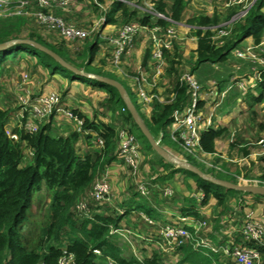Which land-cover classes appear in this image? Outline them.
I'll use <instances>...</instances> for the list:
<instances>
[{"label":"trees","instance_id":"16d2710c","mask_svg":"<svg viewBox=\"0 0 264 264\" xmlns=\"http://www.w3.org/2000/svg\"><path fill=\"white\" fill-rule=\"evenodd\" d=\"M98 1V3L102 2V0ZM145 1L148 0H111L110 8L104 13L106 18L103 24L121 27L123 24L134 21L143 26L158 25L162 29L161 33H164L170 24L168 20L158 18L149 12L139 16L138 7L143 6ZM149 1L153 4V9L156 12L164 14L176 23H181L188 5L187 0ZM89 2L90 0H74L72 11L76 13L75 18L82 8L88 7ZM92 5L95 4L92 3ZM237 13L238 7L233 6L223 11L215 9L211 15L192 13L186 19V24L190 26L193 35L197 38L196 58L192 61L190 72L183 69L182 47L185 44L181 40L174 41L170 48H163L165 61L163 72L167 79L161 85L165 87L163 89L168 88L166 95H164L166 100L161 102L157 98H153L147 121L140 115L139 105H135L144 124L154 139L159 140L161 146L164 147V143L169 140L172 113L175 110H184L191 101V90L182 78L185 71L197 75L202 82V91L213 87L215 93L212 97V103L220 102L221 92L230 85L232 87L228 89L231 90L227 91L228 94L224 96L221 104L216 108L218 115L213 117L212 126L203 128L199 132V148L202 152L214 154L216 152V140L230 134V128L227 125L220 126L218 124L221 116L230 114L242 100L250 108L256 104L264 103V65L237 58L235 54V50L241 49L246 39L251 38L257 45L264 38V0H254L244 17L228 23ZM83 25L81 22L79 26L84 27ZM37 26L31 19L18 16L0 18V43L14 39H29L46 46L84 72L116 80L113 75H104L102 72L108 71L101 68L94 67L96 70H89L99 45L100 36L98 34L95 35L94 40L85 39L80 44L81 49L75 50L70 48V44L65 39L58 37L59 35L57 37L52 35L51 38L48 33L38 32ZM27 27L30 28L31 32L22 36V32ZM220 30H225L228 33L220 36L218 33ZM143 35L146 44L141 65L149 71L153 69L150 64L153 42L145 32ZM65 50L69 52L67 58H64L63 55ZM83 53L88 55L80 62L75 61L71 55L75 54L78 57ZM111 55H113L112 52ZM260 55L264 57V52ZM28 58H30L29 62L32 60L34 67H40L50 77H54L58 73V68L66 70L48 54L28 43L18 42L0 50V76L12 64H21L26 62ZM233 61L235 62L233 63ZM231 66H237V73L223 72V69ZM133 75H136L135 72ZM231 76L234 77L235 81L231 80ZM74 79L75 76L69 83L74 82ZM205 81H207L206 86L203 85ZM238 82H242L246 89H240ZM102 85L105 84L98 82L93 87L101 89L100 86ZM106 86L109 87V90L106 91L108 96L105 98V105L102 106L109 112L119 113L122 127L120 129L125 130L127 134L136 139L143 137L149 149L153 150L133 121L117 89L110 85ZM253 87L255 93L252 90ZM206 102L203 99L199 101V111L204 110L206 112ZM72 111L82 119L83 130L89 131L85 134L87 138L102 140V147L96 150L94 154L86 153L83 156L78 154L76 142L83 135L75 129L69 130L66 135L54 133L53 117L39 126L38 131L32 134L13 128L12 131L17 133L18 139H11L5 131L11 110L0 107V264H57L63 250L74 255L75 264H108L106 257L112 259L113 264H169L166 260L168 255L155 249L148 254L145 253L142 258L134 255L128 249L125 251L121 244L114 241L115 237L111 233L112 229L119 227L125 217L133 210L140 211L143 209L146 215L153 217L151 208H144L143 204H136L132 207L127 200L122 202L120 208H111L113 211L110 212L111 214L108 212L110 203L106 202L90 204L89 215H76L72 210L75 203L91 189L97 176H100L106 167L117 159L116 153L120 142L119 131L115 129L113 124L98 119L96 115L90 117L83 114L78 109L72 108ZM136 129L140 135L136 134ZM260 129H264V124H260ZM27 149L32 151V156L29 157L25 154ZM244 153L247 155L249 152L245 150ZM144 156V160L148 163L150 159L145 153ZM186 160L198 167L192 158L188 157ZM260 160L263 165L259 175L255 178V183L264 186V154ZM149 165L152 169L157 166L165 171L162 176H160L161 174L157 176L162 182L171 181L178 171L177 168L171 169L173 165L163 160H151ZM200 170L210 173L203 168ZM224 171L225 173L229 172ZM190 173L197 179L192 184L196 185L194 193H203V198L200 201L201 208L210 207L212 206L210 200L215 201L213 206L218 208V214L215 215L217 224L213 229L216 232L223 227L221 218L230 210L229 200L231 197L236 198L237 203L240 204L241 199L244 200V195L250 193L227 188L225 191L214 189L211 187V182L192 172ZM210 174L216 178L237 183L235 176L230 173L232 179L223 178L213 171ZM42 184L50 195L47 211L49 220L40 226L36 238L28 240L23 233L25 223L28 220L27 212L33 204L34 193L42 189ZM230 193L232 194L229 195ZM133 194L134 196L138 195L137 192ZM248 196L257 199L264 198L253 194ZM246 203L248 204V202ZM117 210L122 211L120 213ZM245 210L247 211V208ZM181 213L196 218H206L194 206L182 208ZM231 220L232 218L228 219L229 223ZM213 238L215 239V236L210 235L211 241ZM241 241L243 240L241 239ZM241 241L237 238L235 243L241 244ZM256 248L262 254L264 264V245ZM94 250H99L100 254H95ZM173 256L175 258L173 264H233L224 254L207 256L202 251L194 249L191 244L180 246Z\"/></svg>","mask_w":264,"mask_h":264},{"label":"rangeland","instance_id":"374dc122","mask_svg":"<svg viewBox=\"0 0 264 264\" xmlns=\"http://www.w3.org/2000/svg\"><path fill=\"white\" fill-rule=\"evenodd\" d=\"M96 2L95 5H92L91 2L88 3V7H85L84 9L82 8L81 11L77 13V16L75 18L76 13L72 11L73 9L71 8L69 11L61 10V9H52L51 14L55 15L56 17H61L65 23L72 24L75 26H79L81 22L84 24L83 26L86 27L88 30L91 31L90 34V40L95 39V35L98 34L99 36L102 35V37L99 39V45L97 46L96 53L93 56V61H92V66L89 67V70H96L95 68H101L104 71L108 72H102L104 75H113L118 82L122 84V86L125 88L126 92L128 93L131 101L135 105L140 106V115L144 118V120L147 121L149 118L150 112H151V103L153 98H156L158 90L162 91V97L158 99L162 102L165 101L166 99L164 98V95H166V90L168 89H163L161 83L165 81L167 78L164 75V72L161 71L160 73H156L154 69H151L147 71L146 68H144L142 65L141 70H140V76H144L147 80V82L154 84L152 92H148L146 90V82L143 83L141 80L140 82H137L135 80V76L133 75L134 72H137L139 69H136V64L135 62H139V64H142V59L139 61L138 58L136 57V53L134 50L137 49L136 42L138 41V44H142L141 38L142 34H138L135 38V43L133 48L130 51V54L126 55L123 58V62L119 65H116L114 62H112L113 56L111 55V47L108 46V42L106 43V40L104 37L106 36L107 38L110 36L115 35L117 29L119 28V25H104V21L99 23L100 18L102 16L101 13H105L109 8L111 4V0H102L100 5L97 4L98 0H95ZM190 1V2H189ZM187 9L185 13L183 14V19L181 21L182 24L185 26H181L180 24L176 25V29L178 32H180V36L182 37L181 42L185 44V46L182 47V56H183V69L188 71L190 67L192 66V58L190 57L192 55V50H190L189 46L195 41L193 32L190 29V26L186 24V19L189 18V16L192 13H204V14H210V12L215 11V9H218L220 11L226 10L231 7L224 8L222 7L224 5L225 0H189ZM99 2V1H98ZM147 3H144L143 6L138 7V14L139 16H143L144 13L149 12L152 14V12H156L153 9V4L148 0L145 1ZM151 6V7H150ZM240 8L238 7V12ZM24 11H30V9H25ZM39 9L36 8V12H38ZM8 13V12H4ZM8 14H13V13H8ZM153 15V14H152ZM104 16V20L106 18V15ZM5 17H17V16H0V18H5ZM24 19H28L27 15L24 14L22 16ZM69 18V19H68ZM237 19L236 16L231 18V20L228 22L230 23L232 20ZM29 20V19H28ZM134 22V21H133ZM33 24V23H32ZM180 25V26H179ZM35 27V26H34ZM38 27V32H43V33H48L49 36L52 35L57 37V32L54 30H46L42 26H37ZM94 30L92 31V29ZM30 28L27 27L23 32L22 36H26L28 32H31L29 30ZM96 29V31H95ZM62 38L61 36H58ZM251 38H248L244 41L243 44H251ZM247 44V45H249ZM140 46V45H138ZM79 48V46L77 45ZM136 48V49H135ZM153 48V47H152ZM81 49V48H80ZM68 50H65L63 53L64 58L68 57ZM74 58L75 61L80 62L81 59H84L87 57L88 54L83 53L81 56H76L75 54H71ZM111 55V56H110ZM30 58L26 61L27 63L22 66V64H12L10 68L7 69V71L0 76V106L2 108H16L18 107L17 103V95L19 91L18 87V82L24 76V70L28 73L27 76V82L26 85L30 89L31 96H36L41 93L43 86L44 85H51L53 89L51 90H56L57 92L60 93L61 95V101L62 104L70 105V107L77 109L75 106L79 105V102H74L76 99H86L88 100V111L89 113L93 116L95 113L96 115H101L109 118L111 117L112 121H120V114L119 113H112L110 112L109 116L106 114V109L104 108L103 111L99 112L98 111V106L99 105H105V98L101 99H94L90 96L86 97L84 94H82L81 88L85 87H93V85H97L99 81L93 78H86V77H77V75H73L70 71H66L64 69L58 68V73H56L54 76L55 78H60L63 80H66L67 82L71 81L73 76H75L74 81L79 85L78 89L77 87H74V94L71 95V93H68V87L62 85L59 81L52 77H47V74L41 69L40 67H34V63L32 60L29 62ZM111 60V61H110ZM125 60V61H124ZM235 61H233L234 63ZM75 63V62H73ZM21 66V67H20ZM185 71V73H187ZM190 72V70L188 71ZM223 72H230V73H237V66L236 67H228L227 69H223ZM195 78L198 80L200 86L202 85V82L198 79L196 74H193ZM47 77V78H46ZM106 77V76H104ZM52 78V80H51ZM110 78V77H108ZM150 78V79H149ZM231 80L235 81L234 77L231 76ZM105 85L100 86L102 90H109V87ZM162 87H161V86ZM203 85H207V81L204 82ZM138 86L143 87L144 91L146 92L147 97L153 96L151 101H146L142 98H140L137 94L138 92ZM231 86V85H230ZM228 88H232V87ZM48 90V91H51ZM79 90V91H78ZM154 90H156L154 92ZM165 90V92H164ZM231 90V89H230ZM230 90H227L228 92ZM253 92L254 87L252 88ZM46 91V92H48ZM228 92L226 94H228ZM168 94V92H167ZM204 98L207 100H210V104L208 102L206 103V106L208 108V113H211L212 116H217L218 113H216V108L214 107V103H212V97H209L207 94V90L203 91ZM74 97V98H73ZM86 97V98H85ZM165 99V100H164ZM75 100V101H76ZM222 101L219 102L221 104ZM91 116V117H92ZM222 118V119H221ZM221 124H225L230 128V134L224 136L221 139L216 140L215 147L217 154H211L208 155V153L199 151V150H194V154L187 153L179 143L173 141L170 138V132H169V140H167L164 143V146L168 148V151L172 153L173 155L186 160L188 157L193 159L198 165V167L203 168L204 170H208L210 173L215 172V174L227 178V179H232V175L235 176L237 183L239 184H256L255 178L259 175L261 167L263 165L262 161L260 160L261 156L264 154V145L261 143V139L264 138V129H260V124H264V103L262 104H256L252 108H250L247 103H245L244 100H242L239 104L235 106V108L231 111L230 114L227 116H221L220 117ZM110 123V121H108ZM55 124L56 121H53ZM111 124V123H110ZM217 125V126H219ZM114 126V125H113ZM171 126V124H170ZM169 126V128H170ZM214 126V125H213ZM121 127V126H120ZM128 128V126H126ZM10 129L13 127L10 126ZM73 128V127H72ZM122 128V127H121ZM204 126L202 127V129ZM119 131V129L117 130ZM136 134L140 135L139 131L136 129ZM83 137H86L85 134H83ZM141 137V136H140ZM91 140V138H90ZM139 142L140 146V155L146 154L147 157L150 158L151 160H160V161H165L162 159L155 151L149 149L148 144L146 140L141 137L140 139H137ZM97 143V147L100 148L102 147L100 143ZM79 153L80 152V146L77 145ZM94 151L96 149H93ZM247 150L249 153L246 155L244 151ZM197 152V153H196ZM26 159H28L26 157ZM162 159V160H161ZM122 161V160H121ZM149 162L147 163L144 158L141 157L139 168L141 169L140 173L143 174L144 177H147L146 179L148 180H154L155 182H158L160 185H168L166 182H162V180L157 178L159 174L162 176V174H165V171L160 170L158 171V167L154 166L155 169L149 168ZM166 162V161H165ZM122 164L124 165L123 161ZM145 164L149 165L147 168L145 167ZM173 166L171 169L177 168L179 175L183 176L186 179L192 180V184L194 180H197L194 175H192L190 172L186 171L185 169L179 168L172 164ZM175 166V167H174ZM225 166V168H224ZM229 171L228 173H225V171ZM224 171V172H223ZM124 173L121 174L122 181H123V190L124 194L128 195L131 198H135L137 196V199L139 202H133L134 205L136 204H143L144 200L150 201L151 204H157V207H162V206H171L172 203H174V199H180L179 197L182 196L179 192H174V194L169 197V198H163L161 194L159 193L160 191L158 189L152 190L150 193V197L148 199L141 197L140 195L134 196L133 193L137 192V186L135 185V180L132 179V176H128L126 166L124 165ZM139 173V172H138ZM207 173V174H210ZM232 175H230V174ZM211 175V174H210ZM158 179V180H157ZM191 186V187H190ZM187 185L186 188L188 191L184 193V199L185 205L188 206H194L196 205L195 200L192 197V190L196 191V185ZM192 186H194L192 188ZM212 188L214 189H219L225 191V187L213 184L211 185ZM192 189V190H191ZM233 192V191H232ZM230 193L229 195H231ZM181 195V196H180ZM250 194L244 195V200L241 199V203H237L234 207H232L224 217V220L231 225V227L234 228V231H232V235L235 236L238 234V229L240 226L243 224L245 217V209L250 208L252 211L256 212V216L261 217L264 216L263 212V206H259V199L255 197L248 196ZM191 196V197H190ZM114 195L112 194L111 200H110V210L108 212H113L111 208H120V207H115L118 205H121L123 200L120 201L119 203H114ZM230 197V196H229ZM240 197V196H239ZM238 197V198H239ZM123 198V197H122ZM133 198V199H134ZM237 198V199H238ZM124 199V198H123ZM190 199V201H189ZM264 199V198H260ZM49 201H50V195L48 192H46L44 188V184H42V189L38 192H35L33 195V204L30 209H28V220L25 223L24 226V235L28 240L36 238L38 235V231L40 226L46 221L49 220V217L47 216V211H48V206H49ZM248 202V204L246 203ZM145 208H149L148 205H143ZM212 207V211L209 213V215H205L208 221L207 229H206V234L208 235L210 232H212L214 226L217 224L215 221V215L218 214V208L215 206H210ZM260 208V209H259ZM73 210V207H72ZM178 210H181L179 207ZM118 211V210H117ZM122 210H120L121 212ZM119 212V211H118ZM139 212V213H138ZM138 213V214H137ZM111 214V213H110ZM144 214V213H143ZM79 215V214H76ZM129 217L134 218V221L132 218L129 220L128 223H124L120 225V227H125L128 228L127 226H131V229L129 230L132 232L129 235H117L115 237V242L117 244H121V246L124 247L125 251L127 249L131 251L134 255L141 257L145 253H149L152 249L156 248L153 245H149V243L143 241L141 237H145L146 235H154L157 233V224L154 225H148L147 221L141 217L140 211H133L129 214ZM232 218L230 223L227 221L228 219ZM136 232L139 236H136L134 233ZM223 234V233H222ZM227 235V234H226ZM232 237V236H231ZM228 238V235H227ZM145 248H148L147 250ZM145 249V250H144ZM166 260L169 264H173L175 262V258L172 254L166 256Z\"/></svg>","mask_w":264,"mask_h":264},{"label":"built area","instance_id":"2783aa9c","mask_svg":"<svg viewBox=\"0 0 264 264\" xmlns=\"http://www.w3.org/2000/svg\"><path fill=\"white\" fill-rule=\"evenodd\" d=\"M92 1L96 2L95 0H90L91 3ZM253 1L254 0H225L222 7H239L240 10L236 14V18L239 19L246 15ZM73 4L74 0H0V16L19 17L26 14L28 19H31L34 24L42 26L49 31H56L57 35L61 36L70 44V48L79 50L81 48L80 44L85 39L90 38L91 31L86 27L65 23L61 17H56L51 14L52 9L69 11ZM97 4L100 5L98 1ZM36 8L39 9L38 12H36ZM25 9H30V11H24ZM212 13L213 10L208 15H211ZM152 14L170 22L164 33H161L162 29L158 25L149 27L136 22H130L119 27L115 35L108 38L106 36L104 37L107 39L106 43L108 42V46L111 47L113 53L112 62L116 65L121 64L123 62L122 58L130 54L136 36L139 33L145 32L153 42V48L151 47L152 54L150 64L153 66L156 73L163 71L165 64L163 48H170L174 41L182 40L180 32L175 28L176 25L180 23L173 22L162 13L152 12ZM103 15L105 14L102 13L99 23L104 21ZM93 30L94 28L92 31ZM218 33L221 36L226 35L228 32L220 30ZM101 37L102 35H100V38ZM250 43L251 44L247 43L249 45L243 44L241 49H236V57L264 65V57L260 55V53L264 52V38L257 45H255L252 40ZM23 75L24 76H22L18 82V108L15 113V123L10 125L8 121L5 126V131L9 138L13 140L18 139L17 133L12 131L13 128H17L28 134L35 133L38 131L39 126L48 122L51 117L72 124L73 129L82 135L89 132L83 130V121L72 111V107H70V105L62 104L61 95L56 90H51L42 95L32 97L30 89L26 85L28 73H24ZM182 78L191 90V101L184 110H175L172 113L170 138L179 143L187 153L192 155L194 154V150L201 151L199 148V132L203 126L204 128L210 125L212 126L213 116L211 113H208L207 106H205L206 112H204V110L199 111V101L203 99L210 104V100L204 98L201 86L195 76L192 73L187 72L183 74ZM135 80L140 82L142 80V75L140 78L135 77ZM238 87L242 90L246 89V86L242 82H238ZM137 89V94L140 98L148 102L151 101L153 96L151 95V97H147L143 87L138 86ZM228 89L229 88L221 92L220 101H222ZM214 93L215 91L213 87L207 89L209 97H213ZM214 104V107H217L219 101L214 102ZM10 126L13 128L10 129ZM119 137L120 142L116 155L126 166L128 176H132V179L135 180L138 195L148 199L151 191L158 189L162 196H172L174 191L171 186L160 185L158 182L153 183L154 180H147V177H144L143 174L140 173L141 169L139 168V164L141 155L137 139L134 136L127 134L123 129L119 130ZM97 142L102 146L103 142L101 139L98 138ZM157 142L159 143V140ZM261 143L264 145V138L261 139ZM25 154L29 157L33 155L32 151L29 149L25 151ZM111 196L112 191L108 182V171L106 169L95 179L88 193L75 203L73 210L79 215H89L90 204L109 203ZM194 197L201 201L203 193H195ZM141 217L147 221L148 225L157 224L158 226L156 234H148L145 237H141V239L149 243V245H153L157 250L166 255H173L180 246L191 244L194 249L202 251L207 256H211L212 254H224L233 264H263V256L256 247L264 245V216L258 217L252 210L246 212V218L238 229V235L245 242L244 245L236 244L235 240L231 239L232 231H234V228L231 227V225H228L227 228L229 230L227 231V240L213 243L206 234L208 221L207 218L204 217L196 218L189 214H179L177 216H171L170 220L164 221L162 224H158L153 218L145 213H141ZM129 228L130 227L125 228L119 226L112 229L111 233L115 236H126L132 233ZM134 233L136 236H139L136 232ZM93 252L97 255L100 254L99 250H94ZM106 259L108 264H113L112 259L109 257H106ZM57 264H75L74 255L63 250Z\"/></svg>","mask_w":264,"mask_h":264},{"label":"crops","instance_id":"0c3cea01","mask_svg":"<svg viewBox=\"0 0 264 264\" xmlns=\"http://www.w3.org/2000/svg\"><path fill=\"white\" fill-rule=\"evenodd\" d=\"M181 24V26L183 27V26H185L184 24H182V23H180ZM191 29V28H190ZM140 34H142V38H141V41H142V44H141V42H140V44H138V41L136 42V45H137V49L136 50H134L135 51V55H136V57L138 58V60L140 61L141 59H142V57H143V55H144V49H145V44H146V42H145V38H144V35H143V33H140ZM194 39H195V41L192 43V46H191V44H190V46H189V48H190V50H192V55L190 56L191 58H192V60L194 61L195 60V58H196V54H195V49H196V43H197V38L196 37H194ZM138 45H140V46H138ZM135 46V45H134ZM141 55H142V57H141ZM125 61V60H124ZM27 62H22L21 64H22V66L23 65H25ZM135 64H136V69L138 68L139 70L137 71V72H135V77L136 78H140V70H141V64H139V62H135ZM21 67V66H20ZM24 73H27L25 70H24ZM47 74V73H46ZM139 75V76H138ZM47 77H50L48 74H47ZM46 77V78H47ZM134 77V78H135ZM52 78H54V79H56L57 81H59L62 85H64V86H67L68 87V93H71L70 94V97H71V95H73L74 94V89H76V88H74V87H77V89H78V84L76 83V81H74V82H72V83H69V82H67L66 80H63V79H60V78H55V76L54 77H52ZM52 78H51V80H52ZM142 81H143V83H145L146 82V85H145V87H146V90L148 91V92H152V90H153V88H150V87H153L154 86V84H151V83H149V82H147V80H146V78H144V76H142ZM51 89H53L52 88V86L51 85H44L43 86V89H42V91H41V93L40 94H38V95H36V96H39V95H42V94H44V93H46V91H48V90H51ZM83 89V90H82ZM81 90H82V94H84L86 97H88V96H90V97H92L93 98V100L94 99H101V98H106L108 95H107V92L105 91V90H102V89H97V88H95V87H85V88H81ZM79 91V90H78ZM87 94H88V96H87ZM158 94H159V98H161L162 96V91H160V90H158ZM85 97V98H86ZM74 98V97H73ZM156 98L158 99V97L156 96ZM76 100V99H75ZM74 100V102L76 103V102H79L80 104L79 105H76L75 107L80 111V112H82L83 114H86V115H88V116H92L90 113H89V111H88V100H86V99H84V98H82V99H77L76 101ZM159 100V99H158ZM1 107V106H0ZM140 107V106H139ZM2 108V107H1ZM17 108L18 107H16V108H10V110H11V113H10V117H9V123H10V125H13L14 123H15V113H16V111H17ZM98 111L99 112H101V111H103V109H104V107L102 106V105H99L98 107ZM106 114H107V116H109V114H110V112L109 111H106ZM96 115V113L93 115V116H95ZM92 116V117H93ZM97 116V118L98 119H100V120H103V121H105V122H108V121H110V123L111 124H113L114 125V127H115V129L116 130H118V129H120V126H121V122L118 120V121H116V120H113L112 121V119H111V117L109 116V118H107V117H103V116H101V115H96ZM227 116V115H226ZM222 119V118H221ZM220 119V120H221ZM54 121H56V123L54 124L53 122H52V127H53V131H54V133H56V134H67L68 133V131L69 130H72L73 128V126H72V124H70V123H67V122H65V121H63V120H60V119H53ZM121 120V119H120ZM220 120H218V123L219 124H221V121ZM220 126H226L225 124H222V125H220ZM84 136V135H83ZM83 136H81L79 139H78V141L76 142V150H77V152H78V154H80L81 156H83L84 154H86V153H89V154H94L95 153V151L96 150H98L99 148L97 147V140H95L94 138H91V140L89 139V138H87V137H83ZM156 141H158V140H156ZM77 145H79L80 146V152L81 153H79V150H78V147H77ZM164 148H166L167 150H168V148L167 147H165L164 146ZM93 149H96L95 151L93 150ZM215 149H217L216 147H215ZM214 154H217V152H215ZM208 155H211V154H208ZM142 158H145V156L144 155H142L141 156ZM148 159H150L149 157H147ZM149 165H147V164H145V167L147 168ZM149 168H150V166H149ZM106 169H107V171H108V182H109V184H110V187H111V191H112V194L114 195V203H119L120 201H122L123 200V202L124 201H127L129 204H131V206L133 207L134 206V204H133V202L132 201H136V202H139L140 203V201H138V200H136L137 199V196L133 199V198H131L130 199V197L128 196V195H126V193L124 194V192H122V190H123V181H122V177H121V174H123L124 172V165L122 164V161L121 160H119L118 158L117 159H115V160H113L107 167H106ZM150 170H151V168H150ZM161 170V168L160 167H158V171H160ZM100 175V174H99ZM98 177V176H97ZM192 180H190V179H186V178H184L183 176H181V175H179V173H176L175 175H174V177H173V179L171 180V181H169L168 183L166 182V184H168V186H171L172 187V189H173V191L174 192H179L180 194H182V196L181 197H179L180 199H174L173 201H174V203H172V205L171 206H167V205H165V206H162V207H157V204L155 203V204H151V202L150 201H147V200H144L143 202H141V203H143V205H148V207L149 208H151L152 210H153V217H151V218H153L158 224H162V222H164V221H168V220H170V217L171 216H177V215H179V214H182L181 213V210H178L179 209V207L182 209V208H191L192 206H186L185 205V201H186V199H184L185 197L183 196L184 195V193L186 192V191H188V189L186 188V184L188 185H192V182H191ZM192 190V189H191ZM192 197H194V195H195V193H194V190H192ZM197 193V192H196ZM174 194V193H173ZM198 194V193H197ZM162 196V195H161ZM196 196H198V195H196ZM124 199H123V198ZM171 197V196H170ZM191 197V196H190ZM163 198H165L164 196H163ZM166 198H169V197H166ZM194 200H195V203L196 202H198V203H196V205H194V207L199 211V213L201 214V215H203V216H205V215H209V213L212 211V207H203V208H201V206H200V200H197V198L196 197H194L193 198ZM189 201H190V199H189ZM210 203L213 205L214 203H215V201L214 200H210ZM257 204H259V206H263V212H262V214L264 213V199H259V203H257ZM235 205H237V201H236V198H234V197H231V199L229 200V207H230V209L232 208V207H234ZM115 207H120V205H118V206H115ZM145 208V207H144ZM147 208V207H146ZM116 209H118V208H116ZM260 209V208H259ZM248 210H251L250 208L249 209H247V211ZM119 211V210H118ZM133 211H135V210H133ZM133 211H131V212H133ZM139 211V210H138ZM246 210H245V215H246V212H247ZM139 213V212H138ZM137 213V214H138ZM140 213H145L144 212V210L142 209V210H140ZM254 213H255V215H256V212L254 211ZM132 218V217H131ZM130 217H129V215L127 216V217H125V219L123 220V222L124 223H128L129 222V220L131 219ZM133 220H134V218H132ZM224 220V217H222L221 218V224L223 225V227H221L218 231H214V229L212 230V232H210L209 234H208V238H210V235H213V236H215V239L213 238V241L212 242H216V243H219L221 240H227V231H229L227 228H228V223L226 222V220L225 221H223ZM134 221H136V220H134ZM228 221V220H227ZM121 223L120 225H122V224H124V223ZM229 222V221H228ZM220 224V225H221ZM127 227H130L131 228V226H127ZM223 233V234H222ZM114 237H116L115 235H114ZM239 239V241H241V237L237 234V235H235V236H233L232 235V237H231V239L232 240H236V239ZM211 240V239H210ZM241 244L242 245H244L245 244V242L244 241H241ZM146 250L148 249V248H145ZM144 249V250H145ZM152 250H154V249H152ZM151 250V251H152ZM157 250V249H156ZM148 251V250H147ZM159 251V250H158Z\"/></svg>","mask_w":264,"mask_h":264},{"label":"water","instance_id":"95a60500","mask_svg":"<svg viewBox=\"0 0 264 264\" xmlns=\"http://www.w3.org/2000/svg\"><path fill=\"white\" fill-rule=\"evenodd\" d=\"M18 42L28 43V44L34 46L35 48L39 49L40 51L48 54L57 63H59L60 66H62L66 70L72 72L74 75H77L79 77L93 78V79H96L97 81H99L103 84H107V85L115 87L117 89L121 99L123 100L127 110L131 114L133 121L136 123V125L140 129L141 133L145 136V138L149 142L151 148L166 162L174 164L175 166H177L179 168L188 170V171L196 174L200 178L207 180L213 184L223 186L227 189H234V190L243 191V192H247V193H250L253 195H260V196L264 197V186L263 185L239 184V183H233V182H230L227 180H223L220 178H216L210 174L203 172L202 170H200V168L189 163L187 160L181 159V158L173 155L166 148L161 146L154 139V137L151 135L150 131L148 130V128L144 124V121L142 120V118L138 114V112L135 108V104L131 101L129 95L127 94V92H126L125 88L122 86V84L120 82H118L117 80L112 79V78H108V77H104V76H100L97 74H93V73L84 72L81 69H78L74 65L70 64L69 62L65 61L62 57H60L58 54H56L55 52H53L52 50H50L46 46H43V45H41L37 42H34L32 40H29V39H21V40L14 39V40L2 42V43H0V50L6 49L7 47H10L13 44L18 43Z\"/></svg>","mask_w":264,"mask_h":264}]
</instances>
